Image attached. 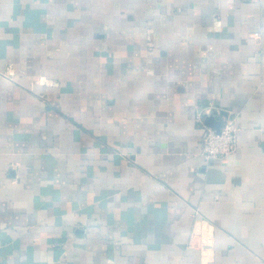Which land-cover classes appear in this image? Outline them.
Segmentation results:
<instances>
[{"label": "crops", "instance_id": "0c3cea01", "mask_svg": "<svg viewBox=\"0 0 264 264\" xmlns=\"http://www.w3.org/2000/svg\"><path fill=\"white\" fill-rule=\"evenodd\" d=\"M0 264H264V0H0Z\"/></svg>", "mask_w": 264, "mask_h": 264}, {"label": "built area", "instance_id": "2783aa9c", "mask_svg": "<svg viewBox=\"0 0 264 264\" xmlns=\"http://www.w3.org/2000/svg\"><path fill=\"white\" fill-rule=\"evenodd\" d=\"M239 125L235 117L228 115L218 132L205 126L202 134V153L208 161L227 159L237 148Z\"/></svg>", "mask_w": 264, "mask_h": 264}, {"label": "water", "instance_id": "95a60500", "mask_svg": "<svg viewBox=\"0 0 264 264\" xmlns=\"http://www.w3.org/2000/svg\"><path fill=\"white\" fill-rule=\"evenodd\" d=\"M227 115L228 113L225 110H221L219 114H215L213 108L206 109L203 113L206 125L216 129L218 132L221 131L223 126V116Z\"/></svg>", "mask_w": 264, "mask_h": 264}]
</instances>
